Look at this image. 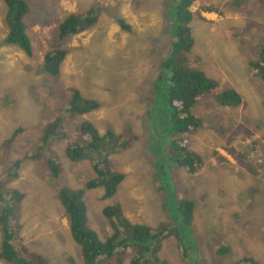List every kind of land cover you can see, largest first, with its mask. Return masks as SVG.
I'll return each instance as SVG.
<instances>
[{"label":"rangeland","instance_id":"obj_1","mask_svg":"<svg viewBox=\"0 0 264 264\" xmlns=\"http://www.w3.org/2000/svg\"><path fill=\"white\" fill-rule=\"evenodd\" d=\"M35 1L29 0L33 28L29 34L26 30L32 40L33 56L26 58L16 46L10 47L13 49L0 46V175L1 178L5 176L9 163L15 161L21 164L18 177L11 185L18 186L26 195L17 220L21 224V238L12 244L16 250H28L42 256L49 264H68L69 258L73 264H88L81 258L80 245L70 239L57 196L63 186L81 188L88 179L96 177L93 162L86 160L71 164L62 154L71 140L77 139L78 132L74 127L82 121L90 123L101 136L109 131L108 128L118 133L120 127L123 128L122 122L128 118L126 122L134 123L133 135L139 137L131 148H121L108 158L110 166L118 167L120 164L119 169L126 173L117 195L103 200L102 188L86 192L84 202L90 228L102 241L111 234L112 229L102 210L115 204L116 199L124 203L122 212L130 222L153 228L170 226L166 215L158 211L161 201L157 194L154 195L152 187L155 189V175H159L153 172L151 166L162 165L163 151L174 139L166 96L159 104L157 101L149 103L150 108L144 116L145 126L141 122L147 109L143 94L156 95V81L150 75H155L157 79L159 64L170 52V43L175 40L171 26L176 25L174 18L179 0H137V6L133 5L136 0H101L105 7L99 10V19L107 25L103 38L97 39V43L84 42V45L71 50L61 65L59 80L51 83L47 82L51 77L42 69L43 56L49 46V52L54 51V40L50 43V39L56 36L57 30L43 28L40 32V27L48 23L51 28L61 14L81 12L90 0H59L53 16L39 13L37 7H43L38 2L37 7L34 6ZM230 1L197 0L190 8L195 11L201 5H211L223 16L214 12L203 13L205 18L214 22L210 26L195 20L189 23L194 45L187 55L188 60L221 87L225 82H234L233 89L243 94V102L230 112L228 108L216 104L211 95H203L192 110L203 128L196 129L195 134L180 136L181 141L185 138L189 140V151L202 160L201 170L192 174L187 184V195L194 202V211L195 203L199 202L207 203L208 210L215 211L205 220L206 224L212 225L211 229L204 227L206 229L197 238L192 224L188 227L189 232L184 230V236H188L191 242V261L195 259L199 264L205 257L210 262L218 260L222 264H230L233 253L216 257L217 260L213 258V252L215 254L223 244L234 249L235 253H239L242 247L240 258L252 256L264 264V95L254 94L253 77L244 78L245 67L235 61L236 55L245 52L255 60L264 44V0H237L233 7L228 5ZM249 5L252 7L249 8ZM257 11H261L258 20H243L245 15L254 16ZM120 13L130 24L129 32L121 30L113 21L120 17ZM4 34L5 28L0 22V40ZM65 44L72 48L76 42L67 39ZM237 47L239 54L235 50ZM27 61H31L32 68L24 67ZM40 71L44 73V79ZM35 84H45L50 89L44 87V94L41 95L39 85L31 88ZM72 87L77 88L82 96L100 104L99 109L81 115L77 119L79 122L72 118L74 116L61 113L62 110L60 113L53 111L63 102L58 103L59 89L67 100ZM135 109L139 111L131 114ZM244 113L249 114L248 118ZM214 117L218 119L217 124H212ZM231 117L236 120L237 129L222 132L220 127L226 126ZM56 118L61 120V124L54 129L55 138L51 137L45 143L46 131L51 127L50 119ZM62 124H66L67 129ZM18 127L22 128V134L17 135ZM146 143L160 149L157 157L147 158L150 153L145 150ZM43 144H49L48 151L38 150ZM29 151L32 158L27 156ZM46 158L57 161L62 167L57 178L42 169ZM251 185L255 187L252 189ZM9 218L11 216L7 220ZM12 226L9 221L10 230H13ZM182 227L176 224L171 232H180L181 236ZM213 228L220 233V239L214 241L212 249H209L206 244L214 239ZM227 232L229 243L223 236ZM20 241L22 245L18 243ZM201 242L205 246L199 250ZM176 243L175 236L167 237L163 250L171 264H183L186 259L182 258ZM0 264L8 263L0 260ZM108 264L113 263L109 260ZM123 264H129L128 259Z\"/></svg>","mask_w":264,"mask_h":264},{"label":"trees","instance_id":"obj_2","mask_svg":"<svg viewBox=\"0 0 264 264\" xmlns=\"http://www.w3.org/2000/svg\"><path fill=\"white\" fill-rule=\"evenodd\" d=\"M196 1L179 0L177 4L174 18L176 25L171 26V32L172 34L174 33L175 40L172 41L173 43H170L172 44L169 47L171 49L170 52H168L167 56L159 64L160 72L157 75V79L155 75H150L156 81V95L147 96V94H143L144 106L147 109L142 116L144 118L143 122L140 121L142 126H145L146 119L144 116L150 108L149 103L157 101V104H159L164 96H166L170 108L168 118L172 131L171 136L174 139L170 143V146H168V149L163 151L164 157L162 165L150 164L152 169H154L153 172H157L159 175V177L155 175V189L152 187L154 195L157 194L161 201V208L158 211H162L166 215V219L173 222L172 225L169 227L161 226L159 228H153L146 224L130 222L124 216V211L122 212L124 203L116 199L117 197L115 198V204L107 205L102 210L103 216L108 220L112 229L109 237L102 241L88 224L87 208L84 202L85 192L95 188H102V199H111L117 195L120 183L126 178V173H123L119 169L120 164L118 167L110 166L108 158L113 152L121 148H131L133 142L139 140L138 136L133 135L134 131L132 128L134 123L132 121L126 122L128 118L125 122H122L123 128L119 124L121 130L118 133H115L112 128H108L109 131L101 136L90 123L82 121L77 127H74L76 132H78L77 139L75 140L73 138L62 151L63 156L71 164L81 163L86 160L91 163L93 162L92 169L96 173V177L88 179L81 189L61 187L58 191V198L68 220V234L70 239L80 245L81 258L88 264H108L109 260L113 264H123L126 259H128L129 264H171L163 249L167 237L172 235L177 239L182 258L186 259L183 261V264H199L195 259L191 261V242L188 241V236H184V230L189 232L188 227L193 224L198 238L200 233L206 229L204 227L211 229L212 225L206 224L205 220L215 211L212 209L208 210L207 203L202 204L200 202L195 203L194 211V202L187 195V184L192 174L201 170L202 160L198 155L189 151L190 142L187 143L188 139L185 138L181 141L180 136L192 135L196 132V129L203 128L201 121L198 117H195L192 111L203 95H211L216 104L228 108L230 112H234L242 104L243 94L234 90V82H225L221 87L216 81L208 78L202 70L192 66L188 60L187 55L194 45V38L191 35L189 23L195 20L208 26L213 24L214 22L212 20L203 16L204 12H214L216 15L223 16L218 12V9L211 5H201L199 9L192 11L190 7ZM36 2L40 3L43 8L37 7ZM4 3L7 10L6 13L1 15V20L4 18L7 34L0 40V46L7 47L8 49L16 46L26 58H31L32 46L26 30L33 23L31 18L33 12L30 9L32 4L29 0H4ZM58 3L59 0H36L34 6L38 8L39 13H44L45 15L51 14L53 16L54 9ZM236 3L237 0H231L228 5L233 7ZM133 5H138L137 0ZM239 6L241 8L243 7L241 3ZM104 7L105 5L99 0H93L83 15L71 14L65 21H62L63 24L58 27V33L55 36L54 51L46 53L43 60V72L51 77L47 82L51 83L56 82L57 79L59 80V69L67 52L65 49H59L58 46L63 43L67 35L73 34L72 31L75 23L76 26L81 25V30H87L93 27L100 15L99 10ZM251 7L252 5H249V8ZM260 13L261 11H257L254 16L249 17L245 15L243 20L245 22L251 21L254 18H256L254 20H258L257 17H259ZM26 16L27 18H25ZM113 21L121 30L125 32L130 31V26L121 13L120 17H117ZM235 50L239 54L238 47ZM248 54L245 52L236 55L237 58L235 61H237L238 65L245 67L242 73L244 78L253 77L252 81L255 86L254 94L262 96V94L264 95V44L261 45L255 60L248 56ZM31 65V61H27L24 67L30 68ZM43 72L40 71L44 79L45 75ZM0 84H2L1 77ZM37 85L41 87L38 90L41 95L44 94V87L50 89L45 84H35L31 88L34 89ZM59 91L58 103L63 102L58 108H54V112L62 110L61 113L74 116L72 118H76V121H78L77 119L81 115L99 109L100 104L98 102L82 96L77 88H70V93L67 95L69 99L67 100L64 99L62 90L59 89ZM208 99L210 100V98ZM250 101H253L252 98H250ZM262 105H264V101ZM137 111L139 110L135 109L131 114H135ZM244 114L248 118L249 114ZM50 120L51 127L46 131L45 138L47 140L45 143L51 137L55 138V135H53L54 129H57L61 124L59 118ZM106 121L108 122L107 119ZM214 123H218V119H215V117L212 120V124ZM62 125L67 129L65 127L66 124ZM226 129L231 131L237 129L234 118L231 117L227 121L226 126L220 127L222 132ZM47 148H49V144H43L38 150H47ZM145 150L149 151L150 154L147 155V158L150 156L151 159H153V156L157 157L160 153L158 147L154 148L149 143H146ZM30 152L27 153V156L32 158L33 155L31 156ZM47 165L51 176L57 177L60 168L56 163L53 160H48ZM20 167L21 164H17L15 161L14 163L11 162L5 171V176L1 178L0 175V202L2 205V209L0 210V225L2 229V232H0V260L8 264H49L42 256L28 250H24L23 252L20 249L16 250L12 244V242L21 238L19 235L21 224L17 223V220L19 218L21 203L26 200V195L17 188L18 186L14 185L13 187L11 185L14 179L18 177ZM251 187L253 189L255 185H251ZM9 216L11 218L7 220ZM193 219L196 221L193 222ZM9 221L13 224V230H10L8 227ZM176 224L183 226V234L181 236L180 232H171L174 230ZM197 226H201L202 228L198 230ZM227 234L228 232L223 233V236L226 238L228 237ZM212 237L214 239L206 244L209 249H212L211 245L214 241L220 239V233L215 228H213ZM226 241L229 243L230 239L226 238ZM18 243L20 245L23 244L22 241ZM204 246L201 242L198 244V249L200 250ZM240 251H242V247L239 249V253H235L234 249H230L228 245L223 244L221 245V249L219 247L215 254L213 252V258L217 260L216 257L221 258L229 253H233L234 257L231 259L233 261L230 264H262L252 256H243L240 258ZM68 264H73L71 258H69ZM201 264L222 263L218 260L210 262L205 257L201 259Z\"/></svg>","mask_w":264,"mask_h":264},{"label":"clouds","instance_id":"obj_3","mask_svg":"<svg viewBox=\"0 0 264 264\" xmlns=\"http://www.w3.org/2000/svg\"><path fill=\"white\" fill-rule=\"evenodd\" d=\"M72 1H74V0H72ZM92 1L93 0H90V3L81 11V12H79V13H72V12H68V13H65V14H61V15H59L58 16V18H57V20L56 21H54L53 22V24H52V26H51V28H50V25H48V23H47V25H43V26H41L40 27V32H41V30L43 29V28H46V29H48V30H52L53 28H56V30H57V33H58V27L59 26H61V24H63V20L65 21L67 18H68V16L69 15H71V14H76V15H83L87 10H88V8L90 7V5H91V3H92ZM100 2H102L101 0H99ZM197 2V1H196ZM0 3L2 4V7H3V12L2 13H0V22H2V24H3V26H4V28H5V34H4V36L7 34V29H6V26H5V24H4V18L1 20V15L3 14V13H6V10H7V7H6V5H5V3H4V0H0ZM103 3V2H102ZM195 3V2H194ZM104 4V3H103ZM191 8V7H190ZM204 13H207V12H204ZM209 13H211V12H209ZM54 15H55V13H54ZM85 17H86V15H85ZM99 17H100V15H99ZM99 17H98V19H97V22L94 24V26L93 27H90L89 29H87V30H81V25H77L76 26V23H75V26H74V28H73V34H70V35H67L65 38H64V41H63V43L62 44H60L59 46H58V48L59 49H65L66 50V55L67 54H70V52H71V50H75L77 47H80L81 45H84L83 43L84 42H92V43H97V39H99V38H103V36H104V31H105V27L107 26L105 23H104V21L102 20V19H99ZM125 18V17H124ZM126 20V19H125ZM127 22V21H126ZM129 26H130V24L129 23H127ZM33 28V26H32V24H30L29 25V27H28V34H29V32H30V30ZM30 36V35H29ZM3 39V38H2ZM67 39H70L71 41L74 39L75 40V42H76V45L75 46H73L72 48H69V47H67L66 46V44H65V41L67 40ZM42 40H43V37H42ZM51 41H50V43L54 40V43H55V40H56V37H54V38H52V39H50ZM30 41H31V44H32V40H31V37H30ZM4 48H7V47H4ZM50 46H49V48L48 49H46L45 50V52H44V56H45V54L46 53H48L49 51H50ZM32 56H33V45H32ZM44 56H43V60H44ZM62 70V69H61ZM61 70L59 69V73H61ZM62 73H63V71H62ZM18 129H19V131H18V133H17V135L18 134H22V132L20 131L22 128H20V127H18ZM199 129H197V131H198ZM196 131V132H197ZM195 132V133H196ZM194 133V134H195ZM23 138V137H22ZM17 139H18V137H17ZM134 142H136V141H134ZM189 142V140L187 141V143ZM22 146V145H21ZM189 148H190V145H189ZM14 150V149H13ZM12 150V151H13ZM219 155H220V153H218ZM64 158H65V156H64ZM66 160H67V158H65ZM46 160H47V158H46ZM48 161V160H47ZM47 161L46 162H44L43 164H42V169H46L48 172H49V174H50V171H49V167H48V165H47ZM57 162V161H56ZM55 162V163H56ZM56 165L60 168V172H59V174L61 173V171H62V167L60 166V164L58 165L57 163H56ZM59 174H58V176H59ZM50 176H51V174H50ZM57 176V177H58ZM51 177H53V176H51ZM57 177H53V178H57ZM63 187H66V186H63ZM69 188V187H68ZM81 188H83V186L81 187ZM81 188H74V189H81ZM72 189V188H71ZM95 189H97V188H95ZM93 190V189H92ZM59 191V190H58ZM87 191H89V190H87ZM86 191V192H87ZM86 192H85V194H86ZM57 196H58V192H57ZM58 201H59V203H60V205H61V210H62V214L64 215V217H65V219H66V222H67V225H68V220H67V217H66V215H65V213H64V211H63V206H62V204H61V202H60V200H59V198H58ZM166 220V219H165ZM168 222H169V224L170 225H172V221L171 220H167ZM111 235V234H110ZM109 235V236H110ZM109 236H107V237H109ZM107 237H105V239L107 238ZM104 239V240H105ZM103 240V241H104ZM178 246H179V244L178 243H176ZM81 253V252H80Z\"/></svg>","mask_w":264,"mask_h":264}]
</instances>
